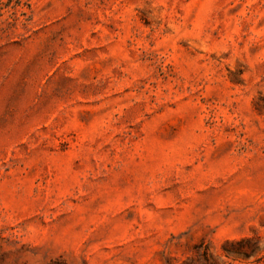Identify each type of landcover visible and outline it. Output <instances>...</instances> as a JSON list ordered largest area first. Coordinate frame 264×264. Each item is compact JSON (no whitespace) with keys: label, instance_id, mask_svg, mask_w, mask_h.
I'll return each mask as SVG.
<instances>
[{"label":"rangeland","instance_id":"rangeland-1","mask_svg":"<svg viewBox=\"0 0 264 264\" xmlns=\"http://www.w3.org/2000/svg\"><path fill=\"white\" fill-rule=\"evenodd\" d=\"M0 264H264V0H0Z\"/></svg>","mask_w":264,"mask_h":264}]
</instances>
